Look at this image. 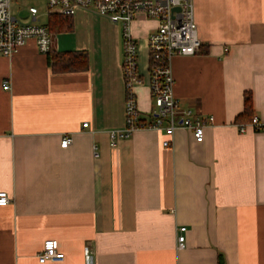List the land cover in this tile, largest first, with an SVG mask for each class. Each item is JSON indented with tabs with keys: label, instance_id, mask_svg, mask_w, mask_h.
Masks as SVG:
<instances>
[{
	"label": "crops",
	"instance_id": "0c3cea01",
	"mask_svg": "<svg viewBox=\"0 0 264 264\" xmlns=\"http://www.w3.org/2000/svg\"><path fill=\"white\" fill-rule=\"evenodd\" d=\"M193 2L202 45L171 70L179 110L214 118L203 143L179 127L169 147L151 129L110 144L124 126L123 43L105 17L79 10L62 17L69 31L50 30V53L85 54L84 70L53 72L33 41L0 57V192L10 199L0 207V264H40L51 239L63 259L44 264H85V248L94 264H264V0ZM39 17L50 27L45 11ZM130 28L148 124L147 39L157 22L138 15ZM246 94L253 113L237 123Z\"/></svg>",
	"mask_w": 264,
	"mask_h": 264
},
{
	"label": "built area",
	"instance_id": "2783aa9c",
	"mask_svg": "<svg viewBox=\"0 0 264 264\" xmlns=\"http://www.w3.org/2000/svg\"><path fill=\"white\" fill-rule=\"evenodd\" d=\"M46 16L72 17L77 11H89L107 18L111 24L122 28V62L124 86V126L109 133L110 144L115 146L119 138L129 139L137 130H154L164 133V147H169L170 139L177 128L190 132L197 143L204 142V132L214 122L212 116L194 117L191 110H179L180 101L175 98L171 63L175 56L189 57L197 54L201 48L198 39L193 0H45ZM178 7L179 10H173ZM28 23H21L11 13L10 0H0V57L11 58L30 41H33L38 52L45 56L52 48L53 35L47 26L40 23L38 9L30 6L27 10ZM138 15L157 22V28L148 39L150 95L156 102V109L150 113L153 120L145 124L140 119L135 89L142 84L138 71V46L131 34V24ZM2 89L9 88L2 83ZM249 125L255 130L263 125L253 117ZM87 127V123L82 124ZM247 129L241 125L239 132ZM71 137H62L59 146L66 149L71 146ZM95 154V153H94ZM10 202L7 194L0 192V207ZM186 228L180 227L176 238L177 250L185 247ZM42 251L37 255L40 264L49 261H60L63 254L59 251L56 240H47L42 244ZM85 264H94L92 252L85 248Z\"/></svg>",
	"mask_w": 264,
	"mask_h": 264
},
{
	"label": "trees",
	"instance_id": "16d2710c",
	"mask_svg": "<svg viewBox=\"0 0 264 264\" xmlns=\"http://www.w3.org/2000/svg\"><path fill=\"white\" fill-rule=\"evenodd\" d=\"M49 17V22H52L50 27L48 25L49 31L52 29V27L53 29L67 31L71 29V23L69 22V20L62 18L63 16L53 15ZM46 60L48 66L53 72L84 70L87 67V58L85 54L73 53L57 55L49 52L48 54H46ZM244 96V113L236 118L235 122L237 123L247 121L248 117L250 118L253 113L251 96L249 94H246ZM218 264H224L222 256H219Z\"/></svg>",
	"mask_w": 264,
	"mask_h": 264
},
{
	"label": "rangeland",
	"instance_id": "374dc122",
	"mask_svg": "<svg viewBox=\"0 0 264 264\" xmlns=\"http://www.w3.org/2000/svg\"><path fill=\"white\" fill-rule=\"evenodd\" d=\"M10 3L12 16H15L21 23H28L30 17L27 15V10L30 6L36 7L40 13H43L46 9L45 0H10ZM42 21H47V18H43ZM83 30L85 32L86 27H84Z\"/></svg>",
	"mask_w": 264,
	"mask_h": 264
},
{
	"label": "water",
	"instance_id": "95a60500",
	"mask_svg": "<svg viewBox=\"0 0 264 264\" xmlns=\"http://www.w3.org/2000/svg\"><path fill=\"white\" fill-rule=\"evenodd\" d=\"M173 10H176V11H178V10H179V8H178V7H175V8H173Z\"/></svg>",
	"mask_w": 264,
	"mask_h": 264
}]
</instances>
